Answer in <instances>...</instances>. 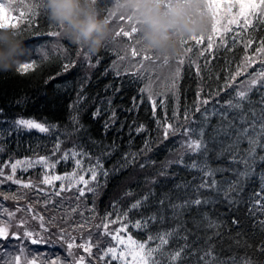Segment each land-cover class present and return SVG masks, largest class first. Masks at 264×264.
<instances>
[{"label":"snow or ice","instance_id":"6c2138e0","mask_svg":"<svg viewBox=\"0 0 264 264\" xmlns=\"http://www.w3.org/2000/svg\"><path fill=\"white\" fill-rule=\"evenodd\" d=\"M88 2L109 22L118 20L120 23L113 27L114 39L105 44L101 53H89L75 47L77 58L94 67L111 49L115 53L111 67L120 77L118 62L125 61L130 50L135 62L131 69L125 68V74L143 77L148 72L150 76L146 64L154 66L151 71L167 67L169 74L162 90L154 88L151 79L139 88L140 103L143 104L146 98L152 120L145 123L134 119L128 125L130 136L134 131L142 137L141 145L135 150H129L131 142L129 148L121 149L115 142L104 144L102 138L92 136L90 126L83 122L85 114L92 121H97L104 112L107 118L101 129L103 136L115 127L117 116L111 108V99L101 100L108 105L106 109H102L100 104H90L82 83L75 100L68 105L71 110L68 120L73 133L78 136L82 133L84 139L71 149H65L60 158L55 159L62 144L57 136L50 155L16 159L11 163L9 173L0 167V185L10 182L19 186L16 192H0L4 201L15 202L11 208L0 204V264H264V218L252 221L253 231L249 239L253 243L239 239L247 231L248 217H255L257 211L264 216V196L260 195L264 193V0H180L190 16L203 20L204 27L199 35L179 37L180 51L171 55L156 53L142 44L138 38V24L131 15L118 11L117 0ZM161 3L167 11L173 0H161ZM0 11L9 17L6 21L8 26L19 28L20 21L24 20V30L31 28L36 32L39 28L33 25L38 17H47L42 0L27 3L21 0L19 4L0 0ZM46 27L47 37L54 38L50 41L51 51L65 52L66 46L60 43L59 28L49 20ZM120 44H123L122 49L116 47ZM237 44L241 45L244 55L234 69L227 67V58L223 57L226 65L223 83H219L221 77L217 73L216 89L209 88L203 96V89L198 85L192 107L185 104L181 113L179 88L182 66L187 63L189 69L194 67L200 79H203L201 73L206 71L211 79L210 59L231 53ZM42 56L44 60L49 58L47 51H43ZM201 59L203 65L199 63ZM258 62L259 68L248 73V69ZM77 63L78 59H73L61 67L67 71ZM37 66L35 59L21 62L14 72L24 75ZM245 73L248 76L238 81V77L245 76ZM109 87L106 85L105 90ZM114 91L119 92L120 86H116ZM136 99L132 97L133 104L128 112L139 108ZM20 103L18 100L17 104ZM169 107L171 116L168 115ZM158 108L162 116L158 115ZM0 117H4L0 124H9L8 129L0 130V137L4 131L20 134L35 130L49 134L59 131L60 127L58 123H45L23 116L9 120L3 108H0ZM123 127L121 124L117 131ZM153 132L156 133L154 138ZM85 140L99 149L98 155L86 149ZM167 140L178 147L179 155L165 159L157 167L156 161L147 153L153 151L154 143L159 145ZM2 151L4 148L0 146ZM168 151L171 154L172 149ZM113 154L120 155L113 172L129 168L151 169L145 177L149 187L138 197L126 193L130 202L123 205L114 200L111 210L106 209L100 216V222L91 223L99 215L95 197L98 189L103 187L101 177L106 183L110 174L103 161ZM61 161L72 162L73 171L55 174L54 170ZM85 161L88 162L86 168ZM37 166L42 171L43 184L54 185L55 181H60V190L54 188L56 196L75 187L77 206L69 210L72 215L63 212L62 205L51 200H44L43 204H51L53 209L62 211L59 217L55 211L46 217L36 211L31 202L25 205L18 203L27 195L20 189L35 187L33 181L17 177L18 168L27 172ZM181 172L186 176H181ZM256 177L260 180V190L254 194L258 198L253 199V195L246 193V188ZM86 193L92 194V203L85 200V207L80 209L79 201L85 198ZM245 207L247 213L243 214ZM228 217L231 225L239 229L235 237L229 236V239L237 245L243 243L245 248H254L257 253L255 259L246 255L237 261L235 257L222 258L217 253V243L223 241ZM257 228L258 232L255 231ZM56 242L64 248L67 258L59 255L46 257L31 249L32 245ZM93 248L97 249L95 253ZM81 249L87 256L78 254Z\"/></svg>","mask_w":264,"mask_h":264},{"label":"trees","instance_id":"16d2710c","mask_svg":"<svg viewBox=\"0 0 264 264\" xmlns=\"http://www.w3.org/2000/svg\"><path fill=\"white\" fill-rule=\"evenodd\" d=\"M14 4L21 3V0H11ZM27 3L30 0H23ZM19 12V9H17ZM47 17H38L37 22L33 27H38L39 31H33L31 28L24 30L26 24L24 20L20 21L19 30L23 36V48L25 49V56L22 58V62H30L35 59L37 61V68L30 69L25 72L24 75L15 74L14 70L9 72H0V108L6 110L8 119L10 120L16 116H23L25 118H34L37 121L45 123H58L59 131H53L49 134H41L39 132H31L25 138L20 137L12 141L5 140L4 137L0 138V146H3L4 151L0 152V167L4 168L5 173L9 172L10 164L16 159H22L23 157H36L38 155H50L53 151V145L55 143V138L59 136L62 141L60 152L56 154L55 159H59L61 154L65 149H71L74 144H79L82 139H84L83 134L79 136L72 131V127L69 124V113L68 108L69 103H71L76 98V92L79 90L80 85L84 83L85 91L89 96L90 104H100L102 109H106L108 105L106 103H101V100L111 99V108L116 111V124L115 127L110 129L106 136H103L101 129L104 120L107 116L102 112L101 117L97 121H92L90 116L85 114L83 122L90 126L91 134L97 139H103L104 144H111L115 142L121 149L129 148L131 142L132 147L129 150H135L139 147L142 142V137L137 135L134 131L131 136L129 135L128 125L132 123L135 119L137 121L148 123L152 120L151 108L145 102L140 103V93L139 88L144 87L149 83L151 79L153 87L162 90L163 84L168 76L167 67L155 68L151 71L152 67L145 65L146 69L150 71L146 72L143 77H133L132 75L125 74V68L131 69L135 58L130 55V50L128 53V58L125 61L118 62L120 64L121 76L117 77L115 71L112 70L111 61L115 59V53L109 50V54L103 56L99 65L94 67L88 66L82 58H77L75 55V45L71 44L69 41L62 39L61 44L66 46V51L61 53L59 51H51L50 41L54 38L47 37L46 33L48 31ZM111 23V22H110ZM119 21L116 20L115 23H111L113 27L119 25ZM230 42V41H229ZM42 46H44L42 48ZM119 49L123 48V44L116 46ZM47 51L49 58L47 60L43 59L42 53ZM102 49L98 53H101ZM123 54V52H121ZM244 55L241 45L237 44L236 48L233 49L231 53L222 54L216 58L210 59L211 68V79H209L208 72H202L200 79L196 76L195 68L189 69L186 63L182 66V78L180 80L179 88V104L181 113L183 112V107L187 104L190 108L192 107L195 99L198 85L203 89L201 95L209 91V88L215 90L217 83L215 82V77L219 73L221 79L220 84L223 83L224 69L226 67L224 62V56H226L228 64L227 67L234 69L236 62ZM78 59V63L75 66H70L67 71H64L61 65L67 63L69 60ZM94 63V61H93ZM203 65V60L199 61ZM259 68V62L248 69V73L253 72ZM108 69V71H105ZM59 73V75H57ZM238 77V81L245 79L248 76ZM7 77V78H5ZM53 79H49V78ZM158 78V79H157ZM134 81V82H133ZM110 85L108 90H105V86ZM120 86V91L115 92L114 88ZM223 97V93L220 94ZM136 97V103L139 104V108L128 112L127 109L132 107L133 100L132 97ZM253 98L256 99L255 94ZM159 99V97L157 98ZM20 100L21 103L17 104ZM158 115L162 116V113L158 108ZM168 115L171 116V107H169ZM121 124L124 125L121 131ZM152 127H155L153 124ZM156 133H152L154 138ZM85 147L90 150L94 155L99 154V149L92 147L85 140ZM153 151L147 153L149 157L156 161L157 167L165 159H171L174 156L179 155L178 147L173 145L171 140L164 141L162 144H153ZM168 149H172L171 154ZM120 161V155L113 154L110 158L104 159V167L109 170V176L106 183L103 177H101V183L103 187L99 188L97 195L95 197L96 209L99 215L95 221L91 223H99L100 216L103 215L105 210H111V204L114 200H118L120 205L130 202V197L126 193H131L133 196L138 197L144 191L147 190L149 185L145 182V177L151 169L141 170L139 168H129L121 170L119 172H113V166ZM7 162V163H6ZM88 162H84V167H87ZM40 169H34L27 172H23L21 169L17 171V177L25 181H33L35 187L31 189H20L21 193H26V199L21 200L18 203L20 205H25L29 202L32 203L33 208L45 215L46 217L55 211V215L59 217L62 211L55 210L52 205L49 204L45 206L43 204L44 200H51L57 205H62L63 212L69 215L72 213L69 211L71 208L77 206L76 197L78 193L75 191V187L72 190L61 191L60 196L54 194V188L59 191V183H54V185H45L42 181V173H38ZM73 171L72 162L61 161L57 164L54 172L55 174H63L65 172ZM259 171V167L257 168ZM23 175L24 177H20ZM181 176H186L185 173L181 172ZM180 177L178 176L177 179ZM64 183H67L65 180ZM19 186L12 185L10 182H6L0 185V192H16ZM43 189V191H40ZM158 190V187H157ZM260 190V180L256 177L246 188V193L248 195H253V199H256L254 194ZM264 196V193H260ZM85 200L88 204L92 203L93 196L91 193H86L85 198H81L79 201V208L83 209L85 207ZM12 200L4 201L3 197L0 196V204H5L6 207H14ZM259 206H256L258 208ZM247 213V207L243 209V214ZM261 216L257 211L255 217H248L246 221L247 231L239 237L241 241L249 240V243H253L249 239L251 232L253 231L252 221L253 219H261ZM76 219H79L77 216ZM231 218H227V227L223 230L224 237L223 241L217 243V253L222 257H235L237 261H240L246 255L255 259L257 253L254 248H245L243 243L237 245L234 240L229 239V236L235 237V234L239 229L231 225ZM34 226V225H33ZM55 231V229H53ZM93 231H95L93 229ZM259 231V229H255ZM87 234V229L85 230V235ZM77 236L80 235L79 232L76 233ZM95 240V236L93 237ZM259 238L257 237L256 242L258 243ZM106 246V245H105ZM49 249L52 257L59 255L62 258L66 257V252L59 242L55 244H45V245H32L31 249L34 252H40L43 249ZM97 251L93 248V252ZM78 254L85 255L83 250H79Z\"/></svg>","mask_w":264,"mask_h":264},{"label":"clouds","instance_id":"9594fccd","mask_svg":"<svg viewBox=\"0 0 264 264\" xmlns=\"http://www.w3.org/2000/svg\"><path fill=\"white\" fill-rule=\"evenodd\" d=\"M51 24L62 39L89 53H96L113 41L112 24L93 10L88 0H42ZM118 11L131 15L139 26L142 44L159 54L180 51L178 38H190L203 31L204 22L192 17L180 0L165 11L161 0H117ZM9 17L0 11V72H9L25 56L23 36L18 27L8 26Z\"/></svg>","mask_w":264,"mask_h":264},{"label":"rangeland","instance_id":"374dc122","mask_svg":"<svg viewBox=\"0 0 264 264\" xmlns=\"http://www.w3.org/2000/svg\"><path fill=\"white\" fill-rule=\"evenodd\" d=\"M9 128V124H7V123H3V124H0V130H2V129H8ZM16 133L15 131H11V133ZM4 133H9L8 131H4L3 132V134ZM18 170H19V168H18ZM17 170V171H18ZM9 173V172H8ZM49 253V251H47V254Z\"/></svg>","mask_w":264,"mask_h":264}]
</instances>
